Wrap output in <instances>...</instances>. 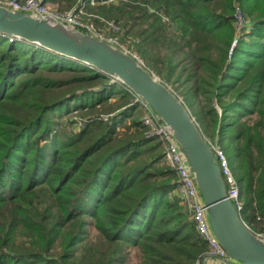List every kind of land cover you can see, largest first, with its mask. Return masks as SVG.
Returning <instances> with one entry per match:
<instances>
[{"label":"trees","instance_id":"obj_1","mask_svg":"<svg viewBox=\"0 0 264 264\" xmlns=\"http://www.w3.org/2000/svg\"><path fill=\"white\" fill-rule=\"evenodd\" d=\"M81 1L99 29L113 24L109 37L175 85L226 154L242 219L263 232L264 0L44 3L68 12ZM148 114L120 82L0 33V264L200 261L208 246Z\"/></svg>","mask_w":264,"mask_h":264},{"label":"water","instance_id":"obj_2","mask_svg":"<svg viewBox=\"0 0 264 264\" xmlns=\"http://www.w3.org/2000/svg\"><path fill=\"white\" fill-rule=\"evenodd\" d=\"M0 33L36 44L126 86L164 123L183 152L206 207L207 220L228 258L224 264H264V239L228 198L211 146L183 100L129 52L49 17L0 4ZM205 255L201 264H205ZM215 258L214 256H212Z\"/></svg>","mask_w":264,"mask_h":264},{"label":"built area","instance_id":"obj_3","mask_svg":"<svg viewBox=\"0 0 264 264\" xmlns=\"http://www.w3.org/2000/svg\"><path fill=\"white\" fill-rule=\"evenodd\" d=\"M95 1L96 0H88L90 4L94 3ZM0 4L14 10L52 18L72 28L87 32L102 40L108 41L111 44H113L112 40H114V42L116 43V40L112 37L108 39L103 38L93 26L91 19H89L88 17L86 18L83 10V7L86 5V2L84 1H81L80 7L77 11L71 10L68 12H57L56 10H51L47 8L44 0H4L0 1ZM235 13L240 25L242 23L241 12L237 9ZM107 26L108 28H114V25L111 23H107ZM141 103L145 110L149 113L143 119L144 124L149 126L151 130L156 135H158L165 144L164 159L167 164L174 170L177 178V187L175 193L178 195L179 199L187 206L190 214V219L194 223L198 235L203 241L206 242L208 246V250L204 253L203 256L209 255L210 257L205 259V264H224L220 259H226L228 258V256L210 229L207 220L206 207L203 203L201 194L199 193L189 164L183 152L179 148L176 141L170 135L168 128L159 119V117L146 104H144L143 102ZM208 144L211 146L214 157L217 161L219 172L224 182L228 198L234 203L237 209H240L242 211L243 205L239 199L240 186L236 179V176L231 169L229 160L225 152L219 146H214L209 142ZM255 234L264 239V231L260 233L255 232ZM212 256H214L215 258H213ZM201 259L200 261H196L194 264H201Z\"/></svg>","mask_w":264,"mask_h":264},{"label":"rangeland","instance_id":"obj_4","mask_svg":"<svg viewBox=\"0 0 264 264\" xmlns=\"http://www.w3.org/2000/svg\"><path fill=\"white\" fill-rule=\"evenodd\" d=\"M0 1H4V0H0ZM47 5V8H49V9H51L52 7H51V5L50 4H46ZM86 18H87V16H86ZM89 19H91L90 17H88ZM92 24H93V26L96 28V30H97V32L98 33H100V35L103 37V38H105V39H108V38H110L109 36H108V34H109V32H111V30H109V28H108V26H101V28L99 29V27H97L95 24H94V22L92 21ZM109 30V31H108ZM115 40H116V43L114 42V40H112L113 41V45L114 46H116V47H119V48H121V49H123V50H125V51H127V52H129V53H132L133 55H135L134 53V51L131 49L132 47H130V50L128 49V47H127V45L126 44H120L119 45V38L118 37H113ZM236 44V42H233V46ZM138 58V57H137ZM139 59V58H138ZM144 65V64H143ZM145 66V65H144ZM146 67V66H145ZM155 75V74H154ZM159 80H161V81H163V80H165V73L164 74H162V75H155ZM164 82V81H163ZM178 97H180L182 100H183V96L181 95V94H177V91H175L174 90V88H175V85H172V84H167L166 82H164ZM180 89V88H179ZM178 89V90H179ZM111 101H114V99H111ZM183 102H184V100H183ZM185 103V102H184ZM217 111H218V114H222L221 113V111H220V109L217 107ZM72 115V114H71ZM73 116H75V117H77V115L76 114H73ZM229 135V134H228ZM230 136V135H229ZM228 136L227 135H224V136H222V139H221V143H222V145L223 146H226V145H228ZM163 146H164V148H165V144L163 143ZM231 158H232V160H235V158H236V153L233 151L232 152V154H231ZM245 210H246V207L244 208V212H245ZM243 212V213H244ZM242 213V214H243ZM243 218V217H242ZM255 231V230H254ZM257 233V232H256Z\"/></svg>","mask_w":264,"mask_h":264}]
</instances>
